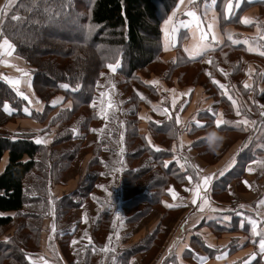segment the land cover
<instances>
[{"label":"crops","instance_id":"1","mask_svg":"<svg viewBox=\"0 0 264 264\" xmlns=\"http://www.w3.org/2000/svg\"><path fill=\"white\" fill-rule=\"evenodd\" d=\"M5 1L0 0V6ZM206 2L209 5L207 9L204 7L205 0H195L193 4H189L188 0H185V3L181 4L179 8H177L179 0L176 1L174 7L161 23L163 58L166 61L173 59L176 57L177 51L183 52L189 58L185 49H191L197 43L199 31L196 23L193 21L189 27L182 26V24H188L192 21V18L186 15L188 11L196 12L197 16L200 17L199 26L205 31H207L209 23H214L213 31L217 35L219 43L212 42V47L205 54L195 59L201 60L204 74L209 76L211 70L207 53L211 54L213 51L218 50V54L227 53L231 55L229 62L218 64L215 68L220 76L211 78L229 90L228 94L224 93L231 100L229 101V110L225 111L220 104L222 93L219 94V97H216L214 93L208 92V89L212 87L211 83L208 86L203 83L179 85L175 78L171 86L160 79L158 82L163 87L161 90L167 96L165 109H168V114L166 115L171 116L170 121L177 130L168 146L173 155L166 159V163L180 162L188 170L187 177L191 175L189 169L195 174L191 182H188L187 179L181 186H176L171 182L167 192L161 193V201L169 212L181 207H191L193 205L191 201L194 185L200 182L202 177L212 176L207 191L201 193V196L206 197L210 204L209 208H204L202 211V213H205L208 209L204 215L206 217L197 218L192 225L185 224L191 210L192 216L197 212L199 213L198 209L202 200L198 197L195 205L197 208H184L182 215H185H181L182 217L179 218L176 216L172 223L177 219L176 222L168 226L172 230L168 231V238L163 244V251L161 249L154 256L151 254V258L143 263L142 261H145L143 258L144 253L134 251L136 249L135 243L143 237L142 234L146 229L147 232L151 233L156 228L157 223L152 225L151 221L148 220L146 226L138 227L142 230L141 232L136 233V229H134V232L129 233L128 231L134 223L128 221L123 223L121 221L120 207L117 204V207L111 210L113 218L109 221L111 225L104 236L105 240L101 241V238L95 235L94 230L98 226L100 214L106 213L108 209L83 208L85 200L76 210H66V212L73 213L75 217L77 216L76 219L79 221L75 233L68 240V254L64 253L58 239L55 237L56 225L55 231L51 227L55 224L56 218L48 216L41 223L38 249L27 255L30 264H33V261H35V264H75V262H78V264H92L93 262L99 264V262L107 263L110 260L111 264L113 260L114 264H125V262L126 264H173V261L177 264H201L200 258L204 257L207 258L204 264H244L246 260H250V264H264V253L259 252V240L264 236L254 235L251 223L256 221V230L264 232V205H258L259 201L264 200V154L257 155L256 157H259L257 160L247 162L243 171L241 173L237 172L239 171V165L242 163L240 152L248 143L246 138L241 137V132L257 129L258 120L252 123L253 116L251 114L254 110H258L259 116L264 113V77L260 76L261 73H257L258 70L260 72L264 71V55L260 54L264 52V0H240L239 8L235 7L236 0H232L234 13L227 19L225 18V11L229 0H215L214 5L211 0H206ZM213 17H215V20H213ZM169 18H171L170 23ZM243 18H249L253 20V23L244 24L242 23ZM229 34L232 35V40L228 39ZM233 40L241 42L233 43ZM245 40L248 41L247 44L243 43ZM0 42H2V39ZM249 47L254 50L249 51ZM24 73H27V75H24ZM5 78L19 80L20 83L13 85ZM0 81L8 84L15 93L18 94V88L19 92H23L29 99L34 100L35 110L41 113L40 100L32 89L31 75L24 60L15 55L14 52L11 56L0 54ZM246 83L250 85L249 88L244 87ZM190 89L191 92L189 93ZM157 90L159 92V89ZM185 93L189 94L182 95ZM58 99L60 102L54 104L53 102ZM173 100H175L174 107ZM51 101L53 106L58 107L52 110L48 116L55 115L62 104L63 106L66 105L62 95L53 97ZM151 105L160 108L152 102ZM10 108L13 109L11 106ZM139 110H141V119L151 117V113H149L151 108L148 105H143ZM3 111L8 114L4 110V105ZM237 111H239V115H237ZM13 112H15V109H13ZM22 112L26 117L8 122L0 126V130L8 132L12 136L17 132H30L33 133L36 141L38 139L46 140L47 143H37L45 148L43 157H39L38 161H40L39 164L49 163L52 151L59 147L52 146V138L55 131H57V125L53 129L52 125L49 124V120L38 121L36 117H30L29 113L23 110ZM177 115L181 121L179 124L176 123ZM220 119L229 122L219 127L223 128L222 131H219L216 126V121ZM244 120H247L248 124L240 123ZM197 122L204 126L197 127ZM159 124L157 123V125ZM239 127L240 130L232 133L235 130L234 128ZM82 133L81 136H78V139L84 137L83 141L85 140V142H79V150L85 148L86 151L82 157L76 161L74 160L72 166L81 164L83 171L79 172L80 175L76 174L77 172L73 175H66L64 183H48V195L53 198L59 199L64 195L71 194L79 187L82 180H86L84 178L88 174V165L92 159L90 160L91 157H89V135L85 131ZM213 133L217 134L216 137L219 140L223 137V133L235 134V138L231 142L223 141V144L215 143L212 140L203 141L204 138H210ZM142 134L151 140L149 145L153 146L151 130L146 129ZM154 142L160 145L161 148H166L165 145H161L157 141ZM215 154H218L217 158ZM209 155L211 159L214 158L213 161L207 160ZM42 158L46 160H42ZM5 163L6 157L4 156L0 162V172L3 170ZM259 165H261V169L258 172ZM250 169L252 170L250 171ZM181 173H185L183 168ZM104 176L102 175L101 178L107 179ZM151 177L152 173H148L143 178L146 181ZM99 179H96V183ZM170 189L177 193L176 199H173ZM185 189H188V191H185ZM151 192L149 190V193ZM223 194H227L228 198L223 200V197L220 196ZM172 204H182L183 206H167ZM51 210L52 214L57 213V208H51ZM88 211L94 215V219L90 215L87 216ZM15 213L9 211L5 214L14 217ZM85 216L87 218L86 222ZM202 219L204 220L201 221ZM68 223L62 222L63 225L58 226V228H62ZM4 228V232L0 235V241L9 240L15 233V227ZM121 228H127L123 229L126 230L125 234L127 233L123 239L118 238ZM109 237H111V241H109ZM89 238L91 243H89ZM73 241H77V243L73 244ZM105 248H107V253L103 254L104 250L102 249ZM131 248L132 250L129 253H123L125 255L118 257V250ZM254 253L256 254L255 259H250ZM217 257L223 258L217 259Z\"/></svg>","mask_w":264,"mask_h":264},{"label":"trees","instance_id":"2","mask_svg":"<svg viewBox=\"0 0 264 264\" xmlns=\"http://www.w3.org/2000/svg\"><path fill=\"white\" fill-rule=\"evenodd\" d=\"M176 1L14 0L8 13L0 16V29L3 31V37H0V39L7 38L14 46V54L24 60L31 75L32 89L40 100L42 111L39 113L35 110L34 100L23 99L8 84L0 81V126L13 122L17 118L26 117L19 104L21 100H24L30 111V117H36L38 121H44L48 118L51 125L60 118L58 113L61 110L62 114L65 115V118L61 119L64 122L71 121L76 114H83L84 118L80 126L87 134V126L96 117L92 114H89L88 117L89 109H86L85 106L93 100V88L98 83L100 70L108 62V59L109 61L112 60L110 58L107 59L105 56L108 49L106 47L119 45L123 47L126 70H119V74H123L129 80H133L139 86L150 90L154 94L158 93L155 86L143 82L139 78V74L137 75L136 73L155 62L163 61L162 57H159L162 53L160 43L161 23L174 7ZM158 2H161V4H158ZM5 3L6 1L3 5ZM160 5L164 6L161 8ZM12 16H17L20 19L13 20ZM217 52L218 50H215L211 54H206L212 61L210 63L211 75L209 76L204 74L200 59H189L180 51H177L175 58L163 61L161 64L164 65V70L157 71L155 74L161 80L167 82L169 86L173 85V79L175 78L179 85L203 83L208 86L211 83L215 90H221L220 84L211 81L212 71H214L213 67L216 68L218 64L229 62L231 55L227 53L218 54ZM189 67L192 68L190 71ZM195 67L198 70L193 75L192 70ZM257 73H261L260 76L264 77V71L260 72L258 70ZM65 84L71 85L73 90H66L63 87ZM131 87L130 84L126 85L127 92ZM58 95L63 96L64 103H67L68 100H74L75 105L67 108L62 104V108L60 106L55 115L48 116L52 110L58 107L51 104V99ZM129 96L131 97L130 101H136L141 104L147 101L138 99L139 95L130 94ZM220 100V104L225 111H228L230 108V97L222 93ZM5 103L15 109V112L11 115L6 114L3 111ZM149 107L153 109V106ZM136 114L137 112L134 110L126 122L128 128H125V141L130 136L132 137L126 145L133 144L136 135L142 133L137 130L136 120L133 118ZM168 122L173 127V123L169 119L161 122L157 121L161 125H157L156 121L151 120L149 126L155 128V133L168 137L167 134L171 128L166 127L170 125ZM173 128L172 132H174L173 135L175 136L177 130ZM234 129L232 133L241 128ZM1 130L0 162L5 156L6 163L0 172V229L9 226L13 222V217L5 214L9 211L22 212V216L31 219L32 222L22 223L12 238L7 241H0V264H30L27 259V255L32 253L29 246L32 244L31 246H34L33 249L35 251L38 249L41 223L49 208L24 209V207H27L26 205L31 202L41 204L43 197L47 195V184L60 183L58 181L60 178L55 176V170L67 172L76 156L73 149L66 147L58 156H54L52 151L49 163L41 165L38 159L43 157L45 148L37 144L33 133L17 132L12 136L8 132ZM222 130L223 128H219V131ZM228 130L230 131L229 128ZM263 135L264 115H260L257 129L241 132V137L243 139L246 138L248 143L240 152L242 163L239 165V171L237 172L241 173L247 162L256 159L257 155L264 153V139L261 141V138L264 137ZM222 136L220 140H215V143L223 144V141L231 142L235 138V134L229 133H223ZM211 137L208 139L204 138L203 141L212 140ZM69 138L70 136L65 139L55 137L52 141V146L57 147L62 145V143H67L70 141ZM257 142H261L262 146H255ZM160 144L163 145L164 142ZM126 145L124 146L126 147ZM74 148L75 151L79 150L76 147ZM149 149L155 155L152 160H145L144 163L142 161L141 163L144 164L142 166L136 165L135 162L134 165L136 166L127 167L123 172L125 178L128 176L127 179L129 180L124 184L126 188L125 194L130 195L132 190H137V192L126 198L125 207L128 205L136 206L138 204L135 202H139L141 199L151 202L148 199V191L155 189L156 185L163 186L166 183L164 177L155 176L144 187H140V180L145 175L155 171L158 167L162 169L161 172H164L167 177L171 175L173 161L168 162V166L165 167L166 159L173 155L167 146L166 148H161L160 151L148 144L146 148L142 147L132 151L124 148V157L127 160L136 161L141 157L140 155L148 152ZM99 163L101 162L98 161V155L93 157L90 162V164L94 165ZM88 168L84 183L81 182L74 192L64 195L58 201L61 204L65 203V208H57L59 209V214L62 215L60 219L65 216L63 214H67L66 210H76L88 198V192L94 186V180L92 179L96 176L90 170L91 165ZM88 180H92L93 184L87 185ZM31 194H35V198ZM153 195L157 196L158 193H153ZM103 214H100L98 226L94 230L97 237H101V232L106 225ZM77 220L72 217L69 223L62 228H58V226L61 227L63 225L62 222L58 225V217L55 220L57 228L55 237L58 239V243L65 254H68V240L78 227L79 221ZM108 230L109 226L107 227ZM20 231H24V236L18 238L17 235ZM131 249L127 250V252H130Z\"/></svg>","mask_w":264,"mask_h":264},{"label":"rangeland","instance_id":"3","mask_svg":"<svg viewBox=\"0 0 264 264\" xmlns=\"http://www.w3.org/2000/svg\"><path fill=\"white\" fill-rule=\"evenodd\" d=\"M158 4H161V2H158ZM161 8L164 5H160ZM159 6V8H160ZM159 13V12H158ZM1 40V39H0ZM161 43V42H160ZM144 44H146L144 42ZM162 46V45H161ZM108 48L105 56L106 58H110L112 59L111 61L108 62L103 65V68L100 70L99 73V80L98 83L94 86L93 88V100L90 104L86 105L85 108L89 109L88 111V117L89 114L95 115V120H93L92 122L89 123V125L87 126V132L89 135V157L90 160L93 157H96L98 155V161L99 162H103V164L99 163L98 165H94V164H90L91 165V172L93 174H95V178L92 179L94 180V186L92 187V189L88 192L89 196L88 198H86V202L84 203V207L83 208H104V209H108L106 211V213L103 214V219L104 222H106V227L104 226L102 232H101V241L105 240V235L107 232V227L110 226L111 224H108L109 221L112 220L113 218V212H111L112 209H115L118 206L120 207V215H121V221L124 223H126V221H128L129 223H134L133 227L128 231L129 233L134 232L136 229V233L141 232L142 230H140V227H143L144 225L146 226V222L148 220L151 221V224L154 225L155 223H157L156 228L151 232H147L148 230L146 229V231H144V234H142V238L139 239L137 241L136 244V251L144 253L143 258L145 259V261H142L143 263H146L147 260H149L151 258V254L152 256L155 255V253L160 252V250L162 249L163 251V244L165 243V241L168 238V231L172 230V228H168L169 225H171L173 219H175L176 216H178V218L182 215L184 208H197L195 205H191V207H181L178 209H174L173 211L167 210V207L163 204L162 197H161V193H166L168 187L170 186L171 182H173L176 186H181L183 185V183L185 181H187V173L188 170L185 167H181L180 162H172L173 163V170L171 172L170 176H166V174L164 172H161V168L158 167L156 168L155 171H152V177L149 178L152 179L155 176H160V177H164L166 179V183L163 186H158L156 185V188L152 191L151 193H149L148 191V195H149V200L151 202H147L145 200H140L139 202H135L136 206L132 205H128V206H124L125 202H126V198H128V196L130 197V195L134 194L135 192H137V190H132L130 192V195H126V188L125 185L129 180L127 179V177L125 178L124 175V171L127 167H130L132 165L135 164L142 166L144 165V161L145 160H152L154 158V153H151V150L149 149L148 152L140 155L139 159H137L136 161L134 160H127V158L124 157V148H127V150H137L139 148H146L148 143V139H146L145 135H142L143 132L146 131V129L151 130L152 132V136H153V148H159L161 149L160 145H157L154 141H157L158 143L164 142L163 145L165 146H169V144L171 143L170 141H172V138L174 135V132H172V126L171 123L168 122L170 125H167L166 127H171L170 128V132L167 134V136H163L160 134L155 133V128L149 126V123L151 122V120L154 121H159L161 122L162 120L165 119H169V116L166 114H161L160 111H154L153 109H151V111L149 110V113H151V117L149 118H145L141 119V115H140V111L139 110L143 105H148V106H152L151 102L154 105H158L160 107V109H165L166 108V98L167 96L165 95V93H163V91L161 89H163V87L159 84H152V81H158L159 79L161 80V78L159 76H156L155 73L160 72L162 70H164V65H162L161 63L163 61H166L163 58V52L161 53V55L159 56L160 58H163L162 62H155L151 65H149L148 67L144 68V69H140L139 71H137V75L139 76V78L146 83H149L152 86H155L156 89H159L158 93H153L150 90L139 86L137 83H135L133 80H129L128 78H126L123 74H119V70H126V59L124 57V52H123V47L116 46V47H106ZM114 59V60H113ZM123 59V60H122ZM109 65H113L116 66L118 65V67H116L115 71H112L108 66ZM192 68L189 67V71ZM214 71H212V77H216V76H220V74L218 73V71L215 69V67H213ZM197 67H195L192 71H193V75H195L196 71H197ZM156 77V78H155ZM151 78H153L151 80ZM211 81H214V79ZM167 83V82H166ZM130 84L132 87L129 88L128 92L126 89V85ZM168 84V83H167ZM68 87L66 88V90L68 91H72L73 88L71 85L69 84H65ZM169 85V84H168ZM209 93H214V95H216V97H219L220 93H225L228 94L229 90L227 88H221V90H216L214 89V87H210L208 89ZM70 93V92H69ZM17 94V93H16ZM130 94H134L135 96H138V99H142L141 96H143L144 100L146 103H139L136 101H130ZM66 95V94H65ZM20 96V95H19ZM156 100V101H155ZM20 106H21V110L24 111L25 108H27V106L25 105L24 100H21L19 102ZM73 105H75V101L72 100H68L66 105L64 107L70 108L73 107ZM63 107V108H64ZM62 108V106H61ZM144 108V107H143ZM158 108V107H157ZM28 109V108H27ZM93 109V111H92ZM258 109H260V107H258ZM264 109V107H263ZM29 110V109H28ZM136 110L137 114L133 116V118H135V123H136V127L137 130L139 132V135H136V138L133 140V144L131 145H126L128 143V141L132 138L130 136V138L125 141V128L127 129V120L130 118V114ZM30 112V111H29ZM28 112V113H29ZM51 114V112L49 113ZM60 118L52 125L53 129L54 127L57 125V131H55L52 140L57 137V138H62L65 139L67 136H70V141H68L67 143H62V145H60L56 150L53 151V155L54 156H58L62 150L69 148V149H73L74 150V154L76 156L75 161L82 157L83 153L86 151L85 148L80 147L82 150H78L75 151V148L79 149L80 146V141L85 142V140L83 141L84 137H82L81 139L77 138L78 136H81L84 132L81 129V122L84 118L83 114H76L73 119L69 122H64L61 121V119L65 118V115L62 114V110L60 113H58ZM253 116V122L257 121L259 118L258 115V110H254L253 114H251ZM48 120V118H47ZM170 120V119H169ZM73 129H76L78 134H74L73 133ZM93 129H103V132H96V131H92ZM175 129V128H173ZM260 134V132H259ZM262 136V135H261ZM264 136V135H263ZM77 138V139H75ZM148 138V137H147ZM127 139V138H126ZM264 139V137L261 138ZM126 145V147L124 146ZM150 146V145H149ZM255 146H262L261 142H257L255 144ZM148 148V147H147ZM219 149V148H218ZM217 149V150H218ZM123 150V151H121ZM216 150V151H217ZM123 153V156H122ZM264 154V153H263ZM218 154H215V157L217 158ZM260 156V155H259ZM259 157H256L255 160H257ZM42 160H46L44 158H42ZM207 160L209 161H213L214 158H207ZM143 161V163H141ZM139 162V163H137ZM43 165V164H41ZM88 165V166H90ZM134 165V166H136ZM261 165H259L257 171L259 172L261 167ZM42 167V166H41ZM73 167V168H72ZM72 167H70L68 169V171L64 172H58V170H55V176H57L58 178H60V183H64L66 181V175H73L74 173L79 174L80 171H83V168L81 167V164L73 165ZM264 167V165H263ZM185 171V173H181V170ZM89 169V168H88ZM189 169V168H188ZM191 175H188V177H194V172L192 170H190ZM80 175V174H79ZM87 175V174H86ZM102 175H106L104 176L107 179H103L101 178ZM68 177V176H67ZM100 178L98 180V183H96V179ZM186 179V180H185ZM92 180H88L87 181V185H91L93 184ZM149 180L145 181V178H142L140 180L139 186H143L145 184L148 183ZM124 181V182H123ZM82 182L84 183V180H82ZM188 182H190L188 180ZM226 185V184H224ZM217 188V187H216ZM219 189V188H217ZM145 190H147V188H145ZM219 191V190H217ZM47 195L45 197H43V202L41 204L37 203V202H31L28 203L26 206L24 207V209L27 208H49L47 214L45 215V217H55L59 219V221L57 222L58 225L61 222H69L71 220L72 217H75L73 213L71 212H66L67 214H63L65 215L62 219L61 216L59 214V209H57L58 213L52 214V210L51 208H65L64 204L58 203L59 200H61V198L57 199V198H53L50 195H48V191ZM153 193H158L157 196H154ZM152 194V195H150ZM34 198H35V194H31ZM222 196L223 200L227 199L228 196L227 194H223L220 195ZM219 196V197H220ZM143 197V196H142ZM218 197V198H219ZM221 199V198H219ZM216 202V201H215ZM205 208H209V207H205ZM51 210V211H50ZM182 210V212H181ZM208 210V209H207ZM207 210L205 211V213H202V211H199V213L197 212L194 216L191 215V211L188 213V216L186 218L185 224L186 225H192L195 223V220L200 219L201 217H206L204 216L207 212ZM90 211H88L87 216L90 215L92 216L94 219V215L89 213ZM181 212V213H180ZM69 213V214H68ZM60 215V216H59ZM84 215V214H83ZM185 214H183L182 216H184ZM96 216V215H95ZM181 216V217H182ZM198 216V217H197ZM77 217V216H76ZM75 217V218H76ZM194 217V218H193ZM193 218V219H192ZM177 220V219H176ZM176 220H174L173 223L176 222ZM204 219H202L201 221H203ZM32 222L31 219L25 218V216H22V212H17L15 213L14 217H13V222L7 226L9 227H15L14 232L18 231L19 226L22 223H29ZM127 222V223H128ZM164 222V223H163ZM72 223V222H71ZM172 223V224H173ZM52 227V226H51ZM139 227V228H138ZM123 229H127V228H121L120 229V233L118 235V238L123 239L124 236L127 234H125L126 230ZM5 228L0 229V235L4 232ZM195 231V230H194ZM15 234V233H14ZM24 236V231H20L17 235V237H22ZM13 237V236H12ZM11 237V238H12ZM32 245V244H31ZM29 246V248H31L30 252H34L35 249L34 246ZM128 248V247H126ZM127 250L130 249H125V250H118V257L125 255L127 252ZM132 250V249H131ZM107 252L104 251L103 254H106ZM125 253V254H123ZM116 255V254H115ZM105 256V255H104ZM106 259V257H105ZM111 259V258H110ZM109 259V260H110ZM111 264V260L109 262H99V264ZM173 264H177V262H172ZM75 264H78V262H75ZM92 264H95V262H93ZM112 264H114V260L112 262ZM126 264V262H125Z\"/></svg>","mask_w":264,"mask_h":264},{"label":"snow or ice","instance_id":"4","mask_svg":"<svg viewBox=\"0 0 264 264\" xmlns=\"http://www.w3.org/2000/svg\"><path fill=\"white\" fill-rule=\"evenodd\" d=\"M195 2V0H188V3L189 4H193ZM212 4L214 5L215 4V0H211ZM14 3V0H6V3L5 5L3 6H0V16H4L8 13V11L11 9L12 5ZM185 3V0H179V3L177 5V8L180 7L181 4H184ZM239 5H240V0H236V4H235V7L236 8H239ZM208 3L206 2L205 0V3H204V7L205 9L208 8ZM234 13V6H233V3H232V0H229L227 6H226V11H225V18H230L231 15ZM186 15L188 17H191L192 18V21H190L188 24H182L183 27H189L190 24L194 21L196 23V26H197V29L199 31V37H198V41L196 44L193 45V47L191 49H188L186 48L185 49V52L188 54V57L190 59H195L196 57L198 56H202L203 54H205L211 47H212V42H216V43H219L218 39H217V35L215 34V32L213 31V28H214V23H209L207 25V31H205L204 29L200 28V17L197 16L196 12L194 11H188L186 13ZM13 20H19L20 18L17 17V16H12L11 17ZM213 20H215V17H213ZM171 22V18H169V23ZM242 23L244 24H252L253 23V20L249 19V18H243L242 19ZM173 31H175V29H173ZM0 37H3V31L2 29H0ZM228 39L229 40H232V35L229 34L228 36ZM233 43H240L241 41H236V40H233L232 41ZM243 43L247 44L248 41L245 40L243 41ZM172 46H175V45H172ZM254 49H252L251 47H249V51H253ZM14 51V46L10 43V41L7 39V38H3L2 39V42H0V54H6L8 56H11L12 53ZM261 55H264V52L260 53ZM5 63H7L6 61H4ZM208 63H212L211 60L208 61ZM112 71H115L116 70V67H118V65L116 66H113V65H109L108 66ZM18 71H23L21 69H17ZM221 71H223L221 69ZM24 75H27V73H24ZM209 75H211L209 73ZM5 79H8V82L13 84V85H18L20 83L19 80H13V79H10V78H5ZM214 83H218L217 81H213ZM152 84H158V81H152L151 82ZM63 87L67 88L68 86L67 85H63ZM220 87H224L223 85H220ZM245 88H249L250 85H248L247 83L244 85ZM17 91H18V94L25 100L28 99L27 96L24 95L23 92H19V89L17 88ZM174 91V90H172ZM191 92V89L189 90V93ZM189 93H185V94H182V95H187ZM141 98L143 99L144 97L141 96ZM60 100L58 99L57 101H54L53 103L56 104V103H59ZM233 103H235L233 101ZM175 106V100H173V107ZM4 110L9 114L11 115L12 114V111L13 109L10 108V106L8 104H4ZM153 110L154 111H160L161 114H168V109H160V108H157L156 106H153ZM24 111L26 113L29 112V110L27 108L24 109ZM30 114V113H29ZM222 115V114H221ZM237 115H239V111H237ZM262 115H264V113H262ZM169 119H171V116L169 115ZM181 121L179 119V116L177 115L176 117V123L179 124ZM229 123L228 121H225L223 119H220V120H217L216 121V126L219 128L222 124H227ZM240 123H243V124H248V121L247 120H244V121H241ZM252 123H255V122H252ZM196 126L197 127H203L204 125L203 124H200V123H196ZM92 131H96V132H103V129H93ZM73 133L74 134H78L76 129H73ZM212 140L215 141L217 139H219L218 137L215 136V134L213 133L212 134ZM148 139V138H146ZM37 143H47L46 140H43V139H38L36 141ZM148 143L151 144V140L148 139ZM157 151H160L159 148L156 149ZM123 151V150H121ZM168 166V163H165V167ZM181 167H184L183 165H181ZM252 169H250L251 171ZM199 175V174H197ZM221 175H223V173H221ZM212 176H204L202 177V179L200 180V182L196 183L192 189L193 191V199L191 201V203L193 205H196L197 204V198L199 197L201 200H202V203L200 204L199 206V211H203L205 207H210V204H209V201L207 200L206 197L204 196H201V193L202 192H206L207 191V186L209 185L210 181L212 180ZM187 179L191 182L192 181V177H187ZM247 183V182H246ZM170 191H172L170 189ZM185 191H188V189H185ZM172 195H173V199H176L177 197V193H175L174 191H172ZM183 199V198H181ZM258 205H264V200H261L258 202ZM169 207H180V206H183L182 204H172V205H167ZM87 218L85 216V222H86ZM252 225H253V234L256 235V236H264V232H258L256 230V221H252L251 222ZM115 226V225H114ZM52 229L53 231H55V224L52 225ZM85 235H87V233H85ZM109 241H111V237H109ZM77 243V241H73V244ZM89 243H91V240L89 238ZM211 246V245H210ZM104 251L107 250V248L105 249H102ZM259 252L260 253H264V238L260 239L259 240ZM256 257V254L254 253L252 255V257L250 259H255ZM223 257H217V259H221ZM41 259H43V257H41ZM201 259V264H204V261H206V257L204 258H200ZM33 264H35V261H33ZM244 264H250V260H246L244 262Z\"/></svg>","mask_w":264,"mask_h":264}]
</instances>
